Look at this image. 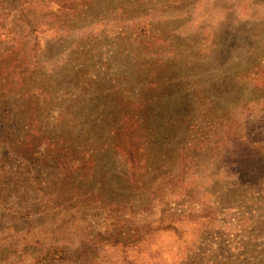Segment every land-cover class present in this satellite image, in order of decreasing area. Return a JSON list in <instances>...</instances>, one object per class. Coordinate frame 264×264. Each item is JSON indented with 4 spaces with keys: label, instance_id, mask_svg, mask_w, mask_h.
I'll return each mask as SVG.
<instances>
[{
    "label": "rangeland",
    "instance_id": "rangeland-1",
    "mask_svg": "<svg viewBox=\"0 0 264 264\" xmlns=\"http://www.w3.org/2000/svg\"><path fill=\"white\" fill-rule=\"evenodd\" d=\"M0 264H264V0H0Z\"/></svg>",
    "mask_w": 264,
    "mask_h": 264
},
{
    "label": "trees",
    "instance_id": "trees-1",
    "mask_svg": "<svg viewBox=\"0 0 264 264\" xmlns=\"http://www.w3.org/2000/svg\"><path fill=\"white\" fill-rule=\"evenodd\" d=\"M38 43H36L34 45V47H30V53L28 54V59L30 56H32V60H37V55H38ZM28 61V60H27ZM27 75V74H26ZM21 84V83H20ZM23 84V82H22ZM153 110V108H149L146 110L147 113H150ZM146 117V114L144 116V118ZM132 119V120H131ZM134 119H136L135 117H131L130 119H128V121H133ZM147 120V119H146ZM142 118L138 119L135 121L137 124H135V129L137 128H141V129H147L150 133H158V130L155 129L153 126H148L147 125H143L142 124ZM159 134V133H158ZM134 135V134H133ZM143 137V135L141 136ZM133 148V147H132ZM130 154H133L135 151L132 149H128L127 150ZM126 153V150L124 151ZM127 154V153H126ZM134 155V154H133ZM133 155H130L132 162H130L129 164V168H130V172L132 174L133 177L138 178L139 175V166H137L135 164V161L133 160ZM67 258V256H65L62 252L57 251V250H49L46 255L43 258V261L45 262H49V261H56V260H65Z\"/></svg>",
    "mask_w": 264,
    "mask_h": 264
}]
</instances>
